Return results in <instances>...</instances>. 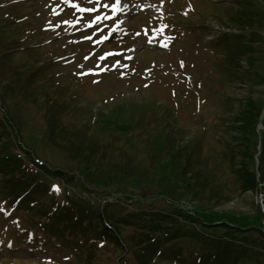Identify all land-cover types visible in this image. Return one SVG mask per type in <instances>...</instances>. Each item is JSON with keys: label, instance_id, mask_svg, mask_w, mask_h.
Segmentation results:
<instances>
[{"label": "rangeland", "instance_id": "obj_1", "mask_svg": "<svg viewBox=\"0 0 264 264\" xmlns=\"http://www.w3.org/2000/svg\"><path fill=\"white\" fill-rule=\"evenodd\" d=\"M261 24L264 0H0V101L32 157L60 168L24 158L0 173V198L21 195L0 206V264H264L263 141L231 128L244 93L264 104ZM0 133L21 146L6 123ZM183 160L202 195L180 187ZM15 206L47 226L49 252L18 235Z\"/></svg>", "mask_w": 264, "mask_h": 264}, {"label": "trees", "instance_id": "obj_2", "mask_svg": "<svg viewBox=\"0 0 264 264\" xmlns=\"http://www.w3.org/2000/svg\"><path fill=\"white\" fill-rule=\"evenodd\" d=\"M263 26H264V24L258 25L259 28L260 27L262 28ZM260 30H257L256 32H254L255 36L257 35L258 31H260ZM256 66L257 65L252 64V68L254 69L255 73H257ZM244 94L247 96L246 98H244V100L246 99L245 102H244L245 111H244L243 115L240 114L239 116H237V118H238L237 121H239V120L240 121H244V125H243V127L236 128L235 124H232L231 128L233 130H235V131H238V133L242 132L244 138L246 140H252L253 144L256 143V140L258 141V138H259L258 136H260V140L263 141L261 146L264 147V139H263L264 131H260L259 133H255L254 132L255 134H253L252 136H248L249 135L248 132H250V129L252 128V126L256 123V121H258V118L261 116L264 104L262 105V101H260L259 103H256V101L254 99V96H251L248 93H244ZM2 123H6L7 126L9 127V129L14 131L13 137H14V139L16 138L18 140V142L21 144V146L20 145H16L15 143H11L10 144V142L12 141V138L8 137V135L0 133V173L1 174H5V175H9L10 176V175H14L15 172H20V168L19 167H20V164L22 163V159L29 158L28 161H29L31 166L38 164V167L43 168L44 171L48 173V176L51 175L53 177V176H55V174L58 175L57 172L60 171L59 167H55L56 171L54 170L55 172H52L49 169V167L48 168L45 167L44 163H40L39 160H37V158L35 159V158L32 157V155L30 153L32 151L27 146V143L30 140L25 139L24 137H22L19 134V131H21V130L18 129L20 121H17L10 113H8L7 104H5V102L0 101V124H2ZM262 123H263V127H264V118L262 120ZM228 127L230 128V126H228ZM229 131H230V129H229ZM17 151H20V154H16ZM182 162L183 163L181 164L180 170H181V175H183L184 179L181 180V184H180L181 186L178 184L177 188H179V186H180L183 191H190L189 189L193 188V186H195V182L191 183V181H190V177H193L192 175H194L193 172L192 173L190 172V167H191L192 164H188V162H186V160H183ZM40 165H43V166H40ZM258 166H259V164H258ZM86 169L89 170V167H86ZM256 171L257 170L251 171L252 172L251 174L253 176V180L254 179L257 180V172ZM258 171H260L259 167H258ZM236 172L239 173V179L241 181H243L244 186H245V184L248 183V182H246L245 179H243V176H242V174L245 171L236 169ZM87 177H88L87 179L90 182L97 183L95 185H101L102 184V185L106 186V178H105L106 174L104 176H101L100 178H98L97 176H94L91 171H89V172H87ZM257 181L261 182V178H259ZM10 183L14 184L15 182H14V180H10ZM194 188L195 189L192 191V196L201 194L203 192V190L205 189L204 186L199 187V185L195 186ZM259 190H261L260 187H259ZM14 191H20V189L15 188ZM14 191H11V193L14 192ZM25 191L27 193L23 192L22 194H24V193L25 194H29L30 193L29 192L30 189H27V190L25 189ZM263 192H264V189L261 192H259V194H262ZM174 194H176V193H174ZM181 194L183 195V193H181ZM201 195H199V196H201ZM20 196L21 195H14L12 199H11L10 196H9L10 198H0V200H2L0 202V206L2 205V208L7 209V208L11 207L13 204H15L14 202ZM24 197L25 196H23L20 199L19 202L24 203V201H25V200H23ZM30 203H32V202H30ZM14 212H15V215H16L15 216V221H17V224H18V227H17L16 230L19 232V234H22L23 236H26V237L27 236H31L32 237V241H33V243L35 245H37L39 243V241H40L39 238L41 239L43 237V238L46 239V236H45L44 232L46 230L45 227H47V226H45V227L40 226V224H41L40 220H37V221L36 220H30L31 218L26 217L24 214L21 213V211L18 208V206L14 207ZM77 212H78V214L75 217H76V220H78V222H80V223L84 222V218H82V216H83L82 214H86L87 213V214L90 215L92 213V211L89 209V206L85 207L84 205L79 206ZM67 216H68V218L70 220H72L71 219V218H73L72 215L67 214ZM147 216H150V215H147ZM147 216H145V217H147ZM202 216H203L204 219H207V215H205V213H202ZM96 218L100 219L101 218V213L98 216H96ZM160 218L163 219V217H160ZM228 218L231 219V217H229V216H228ZM208 219L209 220L211 219V215L208 217ZM261 219L264 221L263 217H261L260 220ZM57 220L59 221V219H57ZM240 220L241 221H246L244 218L240 219ZM233 222H234V220H233ZM26 223L34 224V226H27ZM89 225L91 226V224H89ZM237 225L235 224L234 226H237ZM65 226H67V225H65ZM152 226H155V225H152ZM238 226L240 227L241 225H238ZM96 227L98 228L97 230L99 231V233L101 235H103V236H106V234L109 235V230H107L105 225L104 226L96 225ZM243 227H247V226H243ZM48 228L50 229L49 231L51 232V226L48 225ZM252 229L254 230V228H252ZM182 232L186 234L188 232V230H183ZM52 233L56 236V238L60 242H62V244H65V243L68 242V241L64 240L63 233L60 234L63 237L58 235L57 231L52 232ZM260 233H261L260 237H262L264 239V234L262 232H260ZM224 238H226V236ZM223 242H227L228 243V241H223ZM218 243H219V241L211 240V241H209V243H206V245L210 246L212 248L211 250H215L216 251L217 248L213 244H217V246H219ZM229 244H231V243H229ZM116 245L121 247L122 249H124V252L126 253V251H127L126 247H123V245H120V244H116ZM137 248L141 249L140 251L142 253L141 254L142 256H144V257L145 256H148V257L151 256V255H149L150 253H152V250H153L151 247H150V249H146V248H142L140 245H138ZM176 254L178 255L179 253H176ZM239 254H240V252H238V255ZM179 255H181V254H179ZM238 255L236 257H238ZM137 256H139V255H137ZM208 256H209V259L202 257L201 262L203 264H205V263L213 264L215 262V260H216L215 256L212 257V254H210V253H209ZM63 258H64V260H67V256H65ZM87 260H88V262H90V259H87ZM144 262H146V261H144ZM227 264H231V262L227 263Z\"/></svg>", "mask_w": 264, "mask_h": 264}, {"label": "snow or ice", "instance_id": "obj_3", "mask_svg": "<svg viewBox=\"0 0 264 264\" xmlns=\"http://www.w3.org/2000/svg\"><path fill=\"white\" fill-rule=\"evenodd\" d=\"M119 2V0H118ZM115 7V6H114ZM80 11H95V9H83L81 8ZM97 20H99V17H97ZM65 23H68V22H65ZM87 39H90V37H86ZM103 59V58H102Z\"/></svg>", "mask_w": 264, "mask_h": 264}, {"label": "water", "instance_id": "obj_4", "mask_svg": "<svg viewBox=\"0 0 264 264\" xmlns=\"http://www.w3.org/2000/svg\"><path fill=\"white\" fill-rule=\"evenodd\" d=\"M108 40H110V39H108ZM263 117H264V108H263V110H262V113H261V117H260V119L263 118Z\"/></svg>", "mask_w": 264, "mask_h": 264}, {"label": "bare ground", "instance_id": "obj_5", "mask_svg": "<svg viewBox=\"0 0 264 264\" xmlns=\"http://www.w3.org/2000/svg\"><path fill=\"white\" fill-rule=\"evenodd\" d=\"M159 45H161V43ZM0 247L1 249H5V247L2 244H0Z\"/></svg>", "mask_w": 264, "mask_h": 264}]
</instances>
